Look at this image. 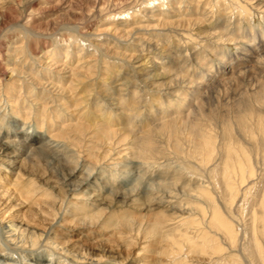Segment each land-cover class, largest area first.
<instances>
[{
	"label": "rangeland",
	"instance_id": "374dc122",
	"mask_svg": "<svg viewBox=\"0 0 264 264\" xmlns=\"http://www.w3.org/2000/svg\"><path fill=\"white\" fill-rule=\"evenodd\" d=\"M236 3L232 0H0V137H9L4 141L21 138L27 150L21 159L25 166L20 170L21 185H15L17 177L14 175L20 165L0 157V198L5 195L3 199H7L0 211L10 209L6 220L37 225L43 233L42 240L33 243L26 237L10 238L6 230L0 228V254L12 257L9 262L0 258V264H39L35 256L44 257L42 264L223 262L220 254L202 255L191 246L204 228L202 224L198 229L197 219L201 215L195 205L201 202L197 201L196 189L201 184L207 189L214 187L207 184L208 177L202 181L194 175L187 157L177 155L172 149L180 142L186 143L190 151L188 140L193 123L213 135H222L226 129L236 135L241 133L240 118L245 120L247 130L254 132L260 129L259 121L264 120V51L259 65L253 61L248 70L234 80L217 84L216 78H210L217 76L222 68L226 69L225 63H235L237 55L242 57L241 49L253 41L249 40V34H258L257 42L264 36V13L252 10L247 15L239 14ZM173 20L177 22L168 23ZM199 28L231 32L224 39L218 36L206 39L205 34L195 35ZM146 39L148 43L143 41ZM147 44L152 45L148 47ZM16 48L17 52H14ZM58 48L63 51L60 58L63 62L73 58L74 50L79 52L81 49L80 53L90 56L87 59L99 60L101 65L113 71L122 69V80L132 76L129 64L140 53L161 63L159 71L151 73L162 72L165 78L149 81L144 80V75H136L129 92L132 94L137 90L144 99L140 109L144 116L130 119V126L133 125L130 128L138 133L157 130L150 134L159 154L144 158L142 152L139 153L143 142L138 139L137 145L133 146V135L126 127L127 131L123 129L115 134L108 144L103 143L92 129L81 132L70 127L56 128L59 121L72 117L57 107L60 103H53L50 95H38L41 104H48L41 108L45 122L43 129L36 125L35 108L26 119L30 116L24 114L28 110L18 114L11 111L14 107H25V101L36 98L34 90L39 89L33 88L22 74L10 82V55L16 54L15 60L20 67L24 66L28 74L37 73L42 79L39 72L45 69L42 62ZM161 48L167 49L175 62H166L168 59L160 54ZM184 76L196 82L208 79L211 82L207 85L209 91L202 92L196 101L198 105L194 102L191 108L185 107L183 113H177L176 103L194 95L191 89L182 88ZM95 80L93 76L91 81ZM168 83L176 86L170 92L168 90L170 95H165L164 87ZM11 92L13 102L9 105L4 95ZM121 96L124 100L131 97L127 92H122ZM132 108L130 106L129 111ZM192 108L197 109L194 115L190 114ZM70 110L74 109L71 107ZM161 112L163 115L168 112L165 121L169 123L160 127V122L153 121L148 127L146 124L152 113ZM117 117L119 115H115ZM49 122L54 124L52 130L48 127ZM70 122H64V125ZM140 122L147 129H143ZM156 125L159 127L155 128ZM169 126L176 131L175 136L171 135L170 128L165 133H158ZM244 140L249 146V140ZM131 145L135 148L133 153ZM71 170L75 176L65 178ZM177 175L182 180L173 187L169 182ZM184 184L188 185L187 191ZM88 192L96 194L99 200L89 201ZM239 204L242 206L243 203L238 202L237 208L233 206L230 217L237 216L238 219ZM243 214L242 221L246 225L250 222V214ZM242 221H238L239 230L243 228ZM185 238L192 242L186 240L188 242L179 253L181 239L184 241ZM233 252L225 250L223 255L231 256L232 253L233 256L239 250ZM227 261L226 257L224 264H229ZM242 262L238 264H248Z\"/></svg>",
	"mask_w": 264,
	"mask_h": 264
},
{
	"label": "bare ground",
	"instance_id": "6f19581e",
	"mask_svg": "<svg viewBox=\"0 0 264 264\" xmlns=\"http://www.w3.org/2000/svg\"><path fill=\"white\" fill-rule=\"evenodd\" d=\"M232 1L237 2L236 7L237 10L239 11V14L247 15V13H249L252 10H255L256 12L260 11L261 13H264V0H232ZM209 16L210 15H208V17ZM159 20L161 21L162 19ZM162 22L165 23L164 19ZM175 22L177 21L173 20V21H169L168 23L175 24ZM197 22L195 23V26H197ZM196 32L197 33L195 35L198 36L200 35L202 36L203 34H205L206 39L209 38L213 39L214 37L217 36L219 37V39H224L228 37L231 31L229 32L228 29H225L223 32H217V31L214 32L209 28L206 29L199 28L196 30ZM239 35L243 37V33L239 32ZM249 35H250L248 36L249 40L250 41L253 40V41L252 43L250 42L248 44H245V42H243L246 46L244 45L245 48L241 49L242 57H239L241 55H237L236 56L237 59L235 60V63L232 61H230L229 63L227 62L229 65H227V63L224 62L225 63L224 65H226L224 67H226V69L222 68L221 71L219 70V72H217L216 74L217 76L214 75L210 76V78H216L215 80L217 81V84L229 82V80H234L237 75H240L241 73L248 70L249 65H251L253 61L256 62V64L260 63L261 53L262 51H264V36L262 35L263 36L262 39H259V41L257 42L258 34H249ZM143 41L146 42L147 39ZM151 45L152 44L150 45L147 44L148 47H150ZM157 45H159V43ZM156 48L159 49L160 47L156 46ZM80 50L79 52L78 50H74L76 54L74 53L73 58L70 59L68 62H63L62 60H60V58H62L63 51L62 49L58 48L53 55H49V57H47L45 61L42 62V65L45 68L43 69L44 71L43 70L39 71L41 73L40 76H42V79L39 77V75L37 76V73L28 74V72L25 71L24 66L20 67L16 63L17 62L15 60L16 54L14 53L11 54L9 58V61H11V67L10 70H8L10 73L9 74L10 82L11 81L13 82V80H15L14 79L15 76L22 74L23 75L22 78H24V80L29 79L28 81H30L31 83L30 85H32L33 88L39 89V90H34L36 98H34L31 101H28V99L25 101V107L20 109L14 107V109H12L11 111H13L15 114H18V112L22 110H25V112L27 110L28 112L30 111L29 113L22 112L25 115L30 114L29 117L24 116L26 119L31 117V109L35 108L33 111L36 112L34 113L36 114L34 116L37 122L36 125L38 128L43 129L45 126V122H44V118L42 119L43 116L41 113L43 110H41V108L45 107L46 104L44 105V103L41 104L39 102L41 99L38 98V95H42V94L44 96L50 95V98H52L53 103L59 102L60 104L57 107L63 109L64 111H67L68 113H70L69 114L70 117H72V119H67L64 121L62 119V121H59L57 123L58 126H56V128L58 129L60 128L63 130L70 127L72 129H75V131L80 129L81 132H84L82 130L88 131L92 129V131L94 130L97 132L98 135L97 137L101 139L102 142L105 144L106 143L108 144L111 141V139H113V136H115V134H117L118 132L121 133L123 129L126 130L127 128V130L130 131L129 134L131 133L133 135L131 142L133 146L137 145L136 142L139 141L138 139H140L143 142V147L139 148L140 149L139 153L142 152L141 155L144 158L153 157V155L156 156L158 152L156 149L155 142H153V139L151 138L152 135L150 133H153V131H157V130H143L142 132L138 133V132H134L130 128L133 127V125L130 126V122H131L130 119L142 118V116H144L142 114L143 111L140 110L143 107L141 106V102L143 104L144 99L142 97V93L136 92L137 90L132 92V94H129V92L130 89L133 87V83H134L133 78H135L136 75H142V76L144 75L146 77L144 80L147 79L149 81H151V79L154 80V79L165 78L166 75L163 74L162 72L158 73L154 71L151 73V71L153 70L158 69L157 71H159L160 69L159 67H161L159 65L161 63L158 64L159 62L157 63L152 58H149L148 56L140 53L139 55H136L135 58L133 59L131 58L132 60L129 59L132 62L129 64L130 67L132 68V76H129L128 78L125 77L126 79L123 78L122 80V74H123L122 69L113 71L112 69H109L104 65H101V62L99 60L87 59L90 56L87 57L86 55H83V52L80 53L82 50L81 51ZM14 52H17V48L16 50H14ZM160 54H162L165 58L168 59V61L166 62H170V61L175 62L174 59L172 61L171 54L167 49L161 48ZM75 57H78L77 60L74 59ZM255 67L256 66L254 63L253 68ZM126 75L128 76V73ZM93 76L96 78L95 82L91 81V78ZM182 79H183L182 83L180 82L182 84L181 85L182 88L184 87L187 89H191L194 95L193 98L190 99L183 97L182 99H180V101L176 103L175 112L178 111L179 113L181 112L183 113L185 107L186 109L191 108L194 102H196L199 99V97L202 95L201 94L202 92L206 93L207 91H209L208 84L211 82V79H208L205 82H199V81L196 82L186 78L185 76ZM175 86L174 84L172 85V83H168L167 85H165V87L163 86L165 88L164 89V92L166 93L165 95H170V93H167L168 90L170 92V89ZM86 89L89 90L86 91ZM158 89H161V87H159ZM14 90L15 88L12 89V91ZM122 92H127V94L131 96L129 97L128 100L125 99L126 102H124L125 101L124 97L121 96ZM12 95H13L12 92L5 93L4 95L9 105H11V103L13 102ZM69 105H71L72 110L74 109L73 111L70 110L71 107ZM130 106H133V108L129 111ZM196 110L193 109V111L190 114L194 115ZM114 114L119 115V118L118 117L115 118ZM152 114H153L152 118L149 119L148 122L146 121L147 122L146 125L148 127L152 126L153 121L160 122L159 123L160 127L161 126L164 127L169 123L165 121L166 118L168 117L167 116L168 112L167 114L164 113V115L166 114V116H164L162 112L160 114H156V113H152ZM188 116L190 118V115ZM57 120H59L58 116H57ZM68 121L71 122L68 125H64V122H68ZM244 121L245 120L243 118H240L241 128L239 129H241V133L236 135H234L232 131H228L226 128H225L226 132H224L222 135L219 134L213 135L207 130L206 131L201 130L200 127H198L197 125L195 126L194 123L192 122L193 124L189 132L191 137L190 139L188 138L189 140L187 139L188 141H190L191 144L190 146L191 149L189 151V154L194 152L198 154L202 160L211 158L216 161L218 167L216 168L215 184L217 187H214V189H207L203 187L202 184L201 186L199 185V187H197L196 189V195L198 199L197 201L201 202V203H197L196 205L194 204L195 209H197V211L201 215L200 216L201 218L198 216L199 218L197 219V223L199 226L198 229L200 230V226L202 224H204V228H202L199 231L200 233L199 236L196 238V241L192 242L189 238H185L184 241H182L181 239L178 252L179 251L182 252L183 245L186 244V242L190 241L192 242L191 246L195 248V250H200L202 255L203 253L208 256L211 255L217 256L218 254H220L218 255L220 256V258H223L224 260L226 259V257L228 258L227 262L229 264H238L239 262L241 263L242 260H245L248 264H264V120L262 119L259 121L258 124L260 125L259 126L260 129L256 132H254L253 130H247V125L245 124ZM53 125L54 124L52 122H49L48 127L51 128L52 130ZM110 125L111 126L114 125V126L110 127ZM147 126L141 123V127L143 129L144 128L147 129ZM159 126L155 128H158ZM171 126L159 130L158 133L160 134L165 133V131H167L168 128H170ZM170 129L172 132L171 135L175 136V134L177 133H175L176 131L174 132L172 130L174 128H170ZM52 132L53 131H51V133ZM56 136L59 137L58 134H55V137ZM5 138H9V137L6 136H4V138L0 137V157H7L13 161L12 162L13 165L16 166L20 165L16 168L18 171H16L14 175H16L17 177L15 181L16 182L15 185H21L23 177L20 174V170L22 167L25 168V166H23L24 161H22L21 159L23 156L26 155L25 154L27 152V150L25 149L26 146L22 144L23 142L20 140L21 138H16L12 141L10 140L4 141L3 139ZM244 139L249 140V141L247 140L249 142V146H246L245 144L246 141ZM177 145H182V144L179 142L177 143ZM133 151H135L134 147L132 148V153ZM158 151H160V149ZM175 153L177 155L184 156V154H182L179 151ZM33 155L35 156L36 154L34 153ZM96 160L98 161L97 158ZM32 163H30V165ZM74 173H75L74 170H71L70 172L68 171L64 176L65 178L68 177L70 178L75 176ZM30 191L36 192L35 189H30ZM4 197L5 195H3L0 198V207L6 203L5 200L7 199L4 200L3 199ZM88 197H89L88 200L93 201V203L99 200L98 196L96 194H93V192L92 193L88 192ZM238 202L243 203L242 206H240L239 204L240 216H238V219L236 218L237 216L236 217L233 216L232 218L230 217V212L232 211L233 206L237 205ZM224 208H226L227 211H225ZM9 210L10 209L5 210L3 212L0 211V228L6 230V234H9L10 238H14L15 236H19L22 238L26 237V239H29L33 243H38L42 240L41 238L43 237V233L42 231H40L41 228H39L37 225L31 223L25 224L22 223L21 221H17L14 219L6 220L5 217H7V212ZM244 212L247 214L249 212L250 214L249 216L250 222L246 225L245 222L243 223L242 221L243 220L242 214ZM240 220L242 221V227H243V228L241 227L242 228L241 230L238 229V221ZM186 224H188V222ZM230 249L232 250V252L233 250L238 249L239 253L235 252V255L233 256L232 253L231 256L228 255L224 256L223 254L225 250H230ZM0 258L3 261H8V262L12 261L11 260L12 257H10V255L7 254H0ZM224 260L221 259V261H223L222 262L223 264L226 262V261L224 262ZM35 261H38L39 264H42L44 263L45 259L44 257L41 258L35 256ZM74 262H76V260H74ZM214 262L215 261H213V263ZM175 264H185V263H183V261H177Z\"/></svg>",
	"mask_w": 264,
	"mask_h": 264
},
{
	"label": "clouds",
	"instance_id": "9594fccd",
	"mask_svg": "<svg viewBox=\"0 0 264 264\" xmlns=\"http://www.w3.org/2000/svg\"><path fill=\"white\" fill-rule=\"evenodd\" d=\"M173 152H181L184 154L189 163L191 164L193 168V174L197 175L202 181L204 180V177H208L207 184L217 187L215 184V178H216V168L218 167L216 161L214 159L208 158V159H201L198 154L191 153L189 154L188 145L185 143L183 145H174L173 146ZM167 154V150H165V155ZM182 180V177L177 175L174 181H170L169 183L175 187V185L180 184ZM183 187L185 190H188V185L184 184ZM175 194V193H174Z\"/></svg>",
	"mask_w": 264,
	"mask_h": 264
}]
</instances>
